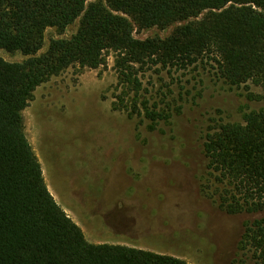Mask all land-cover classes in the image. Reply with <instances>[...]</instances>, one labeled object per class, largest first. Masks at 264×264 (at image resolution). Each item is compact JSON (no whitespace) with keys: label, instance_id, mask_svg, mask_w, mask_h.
<instances>
[{"label":"trees","instance_id":"1","mask_svg":"<svg viewBox=\"0 0 264 264\" xmlns=\"http://www.w3.org/2000/svg\"><path fill=\"white\" fill-rule=\"evenodd\" d=\"M68 38L51 39L48 27ZM172 27L144 39L138 29ZM0 264H190L139 247L92 243L49 191L25 134L23 110L33 91L70 66L99 68L114 54L121 90L113 109L143 115L154 128L172 115L170 104L142 96L147 72L201 65L230 86L253 83L264 99V0H0ZM179 109V107H177ZM201 189L228 214L264 212V110L241 122L214 118L202 143ZM264 264V216L247 222L239 242Z\"/></svg>","mask_w":264,"mask_h":264},{"label":"rangeland","instance_id":"2","mask_svg":"<svg viewBox=\"0 0 264 264\" xmlns=\"http://www.w3.org/2000/svg\"><path fill=\"white\" fill-rule=\"evenodd\" d=\"M79 22L61 31L46 28L38 54L51 39L74 34ZM171 30L134 27L133 35L162 37ZM0 57L26 58L3 49ZM113 65L110 52L104 67L66 68L36 87L22 112L54 199L92 243L139 247L190 264H260L239 242L245 224L264 212L228 214L204 194L201 182L208 124L219 117L241 122L245 113L264 110L261 88L230 86L201 65L147 72L142 96L173 108L152 129L143 115L113 109L121 90Z\"/></svg>","mask_w":264,"mask_h":264},{"label":"bare ground","instance_id":"3","mask_svg":"<svg viewBox=\"0 0 264 264\" xmlns=\"http://www.w3.org/2000/svg\"><path fill=\"white\" fill-rule=\"evenodd\" d=\"M69 120H70V119H69ZM69 120H68V121H69ZM208 228H209V227H208ZM224 233H225V232H224Z\"/></svg>","mask_w":264,"mask_h":264}]
</instances>
